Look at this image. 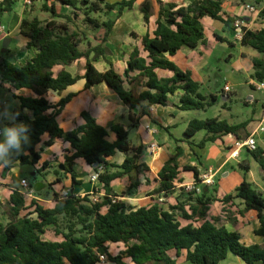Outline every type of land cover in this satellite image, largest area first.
<instances>
[{
  "label": "trees",
  "instance_id": "obj_1",
  "mask_svg": "<svg viewBox=\"0 0 264 264\" xmlns=\"http://www.w3.org/2000/svg\"><path fill=\"white\" fill-rule=\"evenodd\" d=\"M44 9L52 14L51 19L24 18L21 22V34L26 37L27 47H35L37 53L21 66L6 57L9 50L0 54V81L10 85V89H30L33 95L24 96L14 92L19 100V108L13 111V121L8 126L24 124L28 143H22L23 151L12 156V162L4 166L10 168L16 162L35 164L41 159L37 150L45 134L49 135L47 144L56 138H63L72 147L73 153L66 154L65 160L56 171L73 172L76 158H83L93 165L98 163L96 171L103 183L105 193L100 201H92L88 196H77L70 192L65 199L56 198L54 207L49 208L32 200L27 205V196L16 190L11 195L8 209L9 221L0 223V264H97L98 253L107 255V261L113 264H178L177 257L186 250V260L190 264H220L229 253L240 257L246 264L264 263V244H245L241 233L229 229L221 222V217H209L210 204L216 195L210 193L209 186L183 189L177 204L168 208L160 204L135 207L113 197L123 196L112 187V181L128 177L131 183L126 193L134 194L141 184L138 179L140 167L149 171L147 164L140 162L142 145L132 146L130 131L123 124H114L111 131L116 139L111 141L110 130L101 124L89 111L82 112L83 122L72 130L65 131L58 117L74 93L52 103L46 97L50 90L60 92L79 79H85V88L105 82L131 110L138 108L140 117L146 108L154 104L166 105L169 95L182 89L180 107L184 110H206L217 100V95L207 96L201 91V83L194 79L190 70L181 69L171 59L181 48H196L207 42L203 17L222 20L226 27H234L236 17L222 16L223 0H192L186 5L176 2L165 3L158 0L160 9L157 27L153 34L147 32L141 37V46H134L129 53L124 72H119L108 58L111 53L102 43L88 42L83 49L86 33L75 23L81 11L84 21L89 25L105 28L107 39L115 19L121 16L125 8H132L136 0H59L73 8V15L59 13L54 5L46 4ZM243 2L247 0H241ZM15 0H3L0 11H11ZM260 6L259 17L264 20L262 0H254ZM146 21L154 13L153 0H144L140 5ZM116 10L114 18L99 20L93 13ZM57 17L65 18L64 21ZM74 23V27L72 25ZM137 36V34H134ZM218 39H226L216 35ZM230 45L233 42L226 39ZM243 46L252 47L259 55L252 57L255 80H264V27L250 29L243 27L240 39ZM93 53V55H92ZM92 55V56H91ZM107 58L109 67L100 71L93 61L100 56ZM85 58L83 75L73 74L67 69L75 61ZM57 65L62 66L55 70ZM169 70L171 76H160L158 70ZM28 109L31 114L25 112ZM132 126L135 118L130 114ZM247 122L230 124L225 119L208 117L192 119L186 130L187 136H193L205 130L207 136L198 143L203 147L208 141H215L223 134H237ZM126 154L120 165L109 161L108 157L117 151ZM252 156L264 170V149L250 150ZM49 167L45 161L42 168ZM244 179L234 194H227L223 201L238 198L246 210H255L259 227L254 231L264 236V194L246 179L250 165L240 164ZM115 168V170H112ZM183 170L193 171L196 183H200V172L196 166L186 165ZM181 169L174 156L170 157L158 173L159 186L155 189L161 194H172L176 181H182ZM60 180V178H57ZM73 183H76L74 175ZM147 181H150L147 178ZM34 187V185H32ZM215 188V187H214ZM216 190V188H215ZM107 206L104 212L102 209ZM30 207H34L32 210ZM28 209V211H27ZM186 220V223H183ZM52 228L62 240H50L45 237L46 230ZM110 242H123L125 248L113 254ZM176 252L175 256L170 251Z\"/></svg>",
  "mask_w": 264,
  "mask_h": 264
},
{
  "label": "crops",
  "instance_id": "obj_2",
  "mask_svg": "<svg viewBox=\"0 0 264 264\" xmlns=\"http://www.w3.org/2000/svg\"><path fill=\"white\" fill-rule=\"evenodd\" d=\"M108 1L113 3L118 0ZM143 1L136 0L132 8H125L121 16L115 19L107 39L102 42L104 46L110 49L111 53L108 55V58L119 72H124L129 53L134 46H141V37L147 32L153 34L157 27V17L160 9L158 0H153L154 13L148 21L145 20L144 14L140 9ZM162 1L186 5L192 0ZM2 2L3 0H0V8ZM44 4V0H15L11 11H0V27L2 28V31H0V44H3L6 37L10 38L7 47L9 52L6 57L17 66L23 65L37 53L35 47L29 48L26 46L28 39L21 34V22L24 18L51 19L52 14L50 11L44 9ZM46 4L48 6L54 5L56 10L61 14L73 15V8L59 0H49ZM262 4H264V0H262ZM252 6L260 10L261 5H257L254 0H247L245 2L241 0H223L222 16L225 19L228 16L242 19L244 27L250 29L264 27V20L259 17V12H253L250 9ZM114 12L117 11L114 10ZM57 18L60 19L62 17ZM202 21L207 42L198 45L196 48L183 47L171 59L181 69L192 72L194 79L202 84L201 91L204 94L207 96L212 94L217 95L218 98L212 105V107H216V110L210 117L225 119L230 124L247 122V125L241 127L237 134H223L215 141H208L203 147L199 146L198 143L202 138L207 136V132L200 130L193 136H187L185 130L192 119L208 118V109H182L180 107V97L184 92L182 89L169 95L168 104L151 105L146 108L148 113L140 117H137L139 109L135 108L131 110L105 82L85 88V79L81 78L75 84L60 92L48 91L46 97L50 102L57 103L69 93L75 94L58 117L59 124L65 131L72 130L80 125L83 122L82 112L89 111L108 130L114 124H123L130 131L129 139L131 145L143 146L139 161L147 164L150 170L147 171L143 167H140L138 179L141 184L138 191L134 194L126 193L131 183V180L127 176L112 181V187L116 193L124 194L118 197L119 200L135 207H149L153 204H160L168 208L177 204V198L181 190L195 187L199 189L202 184L203 186L207 185L209 186L210 193L216 195V200L210 204L209 217H221V222L229 229L241 233L242 241L245 244L257 243L263 245L264 236L258 235L254 231L259 227L257 212L252 209L241 213L240 210H243L244 204L238 198H233L227 203L223 201V198L227 194L235 193L237 186L244 179L240 164L250 165V170L246 173V179L251 181L264 194V170L252 156L250 150L244 147L239 149L237 156L231 154L236 149L237 140H244L254 134L257 139V146L264 149V132L260 131V127L264 125V101L260 97L250 94L245 103L247 105H254V109L251 117L247 118H241L239 111L235 112L236 109L233 107L234 96L237 94L236 86L240 87L245 84L257 90L254 86L255 79L252 77L253 66L251 59L259 55V53L252 47L241 45V36H238L235 27H226L222 20L213 19L209 16L203 17ZM100 28L105 33V28ZM134 34H137V36ZM216 35L232 41L233 45H230L226 39H218ZM14 39L17 40L15 44L13 43ZM98 41L97 43H101V40ZM217 49L222 52V55L218 58L219 63L221 60H224L230 69L227 68L226 70L227 76L222 87L214 91L212 80L215 74H219L223 70V67H220V65L217 67V71H215L214 65H212V59ZM1 52H3L2 49ZM80 63H82L81 68L75 70L74 67ZM85 63L86 59L81 58L70 66H67V69L73 74L83 75ZM93 64L100 71H105L109 67L107 58H104L102 55L94 60ZM61 67L57 65L55 70ZM157 72L160 76H171L173 74L171 71L163 69H159ZM226 84H229L231 87L229 92L224 90ZM0 86L7 88L6 99L0 103V130L2 131L0 141H3V128L8 122L13 121V111L19 108L20 105L18 98L13 93L16 92L29 96L33 95V92L26 88L21 90L10 89V85L7 83L0 84ZM204 87L208 91H204ZM24 111L31 114V111L28 109ZM130 114L135 118L134 126H132ZM108 138L114 141L116 134L110 130ZM48 139V134L43 135L42 141L37 146V150L41 155L39 162L35 164L16 162L10 168L0 165L1 224L9 221L8 209L11 206V195L14 191L21 190L20 182L24 178L32 185L46 178L41 190H35L32 195L27 196V205H30L32 200H36L45 207L52 208L57 201V192L62 188L69 190V192L77 196H85L91 192L105 193L103 183L100 180H91V175L96 172V166L87 163L83 158H76L74 160L72 165L73 172L69 171L65 174L63 170L57 172L56 169L59 166L61 167V164L65 160V155L72 154L73 150L70 143L63 138H56L51 145L46 143ZM172 156L176 158L181 169L180 177L182 181L175 182L176 189L172 194H161L155 191L159 186V181L157 180L158 173L164 163ZM125 158L126 154L119 150L114 155L108 157L110 162L118 165L122 164ZM45 161L49 162V167L42 168V164ZM186 165L196 166L200 172V176L211 170L214 182L206 184L201 180L200 183H196L194 172L183 170V167ZM112 170H115V168H112ZM29 173L34 176L33 179L29 176ZM73 175L76 183L72 181ZM57 178H60V180ZM147 178L150 181H147ZM50 184L52 188L49 187ZM161 196L164 198L163 201L159 199ZM104 207L107 210V206ZM33 208L30 207L31 210ZM183 223H186V220H183ZM45 237L50 240H62V236L56 234L51 228L46 230ZM121 243L123 242H110L108 244L110 246V244ZM170 254L175 256L176 252L171 250ZM181 258L189 263L186 260V250H182L180 256L177 257L178 264L181 263ZM108 264L113 263L108 262ZM220 264L246 263L240 258L232 256V253H229ZM256 264L264 263L259 262Z\"/></svg>",
  "mask_w": 264,
  "mask_h": 264
},
{
  "label": "rangeland",
  "instance_id": "obj_3",
  "mask_svg": "<svg viewBox=\"0 0 264 264\" xmlns=\"http://www.w3.org/2000/svg\"><path fill=\"white\" fill-rule=\"evenodd\" d=\"M79 12H80L79 19H75V23L78 24L80 26V29L86 33V37H85L84 43L81 45V48H83V49L88 48V42H90V44L94 45V44H98L97 43V42H99L98 40H101V43H102L104 41V39H103L104 38L103 37L104 32L102 30H100L101 28L99 29V28L93 27V26L89 25L88 23H86L84 21L83 13L81 11H79ZM115 14H116V12L113 13V11H111V12L110 11H103L100 13L99 12L93 13L92 15L97 17L101 21V20H107L108 18H114L116 16ZM59 20L64 21L65 18L62 17ZM72 25L74 27V23H72ZM93 33H94V35H93ZM16 42H17V40L14 39L13 43L15 44ZM2 48H3V44L2 45L0 44V54H3V52H1ZM216 51L217 52H215L214 57L212 59V65H214L215 71H217V67H219L220 65H221L220 67H223V70L219 74H215V76L212 80V82H213L212 86L214 87V91H215V89H220L222 87V85L224 84L226 76H227L226 70H227V68H229V67H227L228 65H226L224 60H221L220 63H222V64L219 63L218 58H219V56L222 55V52L219 49H217ZM81 66H82V63H80L79 65L74 67V69L78 70L79 68H81ZM0 84L3 85L4 83H1V81H0ZM204 88H203L204 91H208L207 88H205V89ZM236 89H237V94L234 96V100H233V107H234V109H236L235 112L239 111L241 118L251 117L253 109H254V105H251V104L247 105L245 103V101H246V99H248V96L250 94H253L257 97H260L264 101V91L252 89L249 85H245V84L240 86V87L236 86ZM6 94H7V88L5 86H0V103H2L4 99H6L5 98ZM207 109H208V116L210 117L211 115L214 114L216 107L211 106ZM256 141H257V139H256ZM50 171H52V170H50ZM29 176L32 179L34 177L30 173H29ZM44 179L46 180V178H44ZM44 179H41V182H45ZM49 187L52 188L51 184L49 185ZM202 187H203V184L201 185V188ZM102 210L105 211L106 207H104ZM124 248H125V244H123V243H121V244H110V251L113 254L118 253L120 250H122ZM232 256H236L237 258H240L233 253H232ZM180 260H181L180 264H189L186 261H184L183 258H181ZM108 262H110V261H107L106 263H102V264H108ZM148 264H153V262H149Z\"/></svg>",
  "mask_w": 264,
  "mask_h": 264
},
{
  "label": "built area",
  "instance_id": "obj_4",
  "mask_svg": "<svg viewBox=\"0 0 264 264\" xmlns=\"http://www.w3.org/2000/svg\"><path fill=\"white\" fill-rule=\"evenodd\" d=\"M253 12L257 11L259 12L260 10L256 9L255 7H251L250 8ZM234 27L235 29L237 30V33H238V36H241L243 35V27H244V21L242 19H236L235 23H234ZM0 31H2V28L0 27ZM254 86L256 87L257 90H260V91H264V80L262 81H258V80H255L254 82ZM231 89L230 85L229 84H226L225 87H224V90L226 92H229ZM258 131V130H257ZM260 131L264 132V125H262L260 127ZM2 133V131L0 130V134ZM246 147L248 150H254L257 148V141H256V138H255V134L244 139V140H237L236 142V149L233 150L231 152V154L233 156H237L238 153H239V149L240 148H244ZM200 179L205 182L206 184H212L214 182L213 180V176L211 174V170H209V172H205L202 174V176H200ZM91 180L92 181H99V173L98 171L94 172L92 175H91ZM20 185H21V190L20 192L26 196H30L34 193L35 189L34 187L32 186V184L26 179H22L21 182H20ZM58 197L59 199H65L67 198L69 195H70V192L69 190L65 189V188H62L60 190H58ZM92 201H100V197L103 196V194H99V193H96V192H91L89 194H86ZM160 201H163L164 198L161 196L160 198ZM115 200H119L118 197H113V201ZM98 256H99V261L97 264H102V263H106L107 262V255L104 254V253H98Z\"/></svg>",
  "mask_w": 264,
  "mask_h": 264
},
{
  "label": "clouds",
  "instance_id": "obj_5",
  "mask_svg": "<svg viewBox=\"0 0 264 264\" xmlns=\"http://www.w3.org/2000/svg\"><path fill=\"white\" fill-rule=\"evenodd\" d=\"M26 131L27 126L24 124L4 126V140L0 141V165H9L12 162L13 153L20 154L23 151L21 147L22 143H28L27 136L23 135Z\"/></svg>",
  "mask_w": 264,
  "mask_h": 264
},
{
  "label": "water",
  "instance_id": "obj_6",
  "mask_svg": "<svg viewBox=\"0 0 264 264\" xmlns=\"http://www.w3.org/2000/svg\"><path fill=\"white\" fill-rule=\"evenodd\" d=\"M9 42H10V38L9 37H6L5 40L3 41V48H2V51L3 52H5L7 50V46L9 44ZM93 165L94 166H98V163H95ZM61 166H62V168H64L63 165H61ZM43 185H44L43 182H35L34 183V189L36 191L41 190L43 188Z\"/></svg>",
  "mask_w": 264,
  "mask_h": 264
}]
</instances>
